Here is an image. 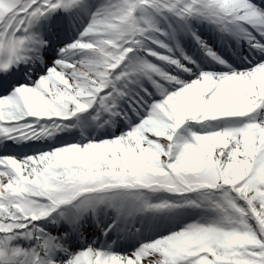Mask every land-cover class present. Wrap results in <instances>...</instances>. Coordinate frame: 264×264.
<instances>
[{"label":"snow or ice","instance_id":"snow-or-ice-1","mask_svg":"<svg viewBox=\"0 0 264 264\" xmlns=\"http://www.w3.org/2000/svg\"><path fill=\"white\" fill-rule=\"evenodd\" d=\"M0 264H264V0H0Z\"/></svg>","mask_w":264,"mask_h":264}]
</instances>
